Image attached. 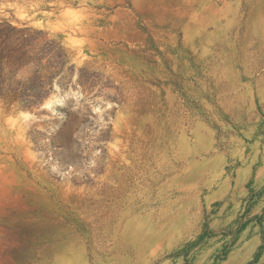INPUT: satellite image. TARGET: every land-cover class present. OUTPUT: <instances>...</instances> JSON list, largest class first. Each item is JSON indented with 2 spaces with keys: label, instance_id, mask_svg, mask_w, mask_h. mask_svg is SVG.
<instances>
[{
  "label": "rangeland",
  "instance_id": "obj_1",
  "mask_svg": "<svg viewBox=\"0 0 264 264\" xmlns=\"http://www.w3.org/2000/svg\"><path fill=\"white\" fill-rule=\"evenodd\" d=\"M0 264H264V0H0Z\"/></svg>",
  "mask_w": 264,
  "mask_h": 264
},
{
  "label": "bare ground",
  "instance_id": "obj_2",
  "mask_svg": "<svg viewBox=\"0 0 264 264\" xmlns=\"http://www.w3.org/2000/svg\"><path fill=\"white\" fill-rule=\"evenodd\" d=\"M49 103V102H48Z\"/></svg>",
  "mask_w": 264,
  "mask_h": 264
}]
</instances>
